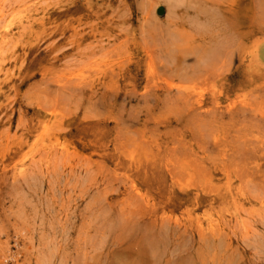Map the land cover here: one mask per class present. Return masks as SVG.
<instances>
[{
	"label": "rangeland",
	"instance_id": "374dc122",
	"mask_svg": "<svg viewBox=\"0 0 264 264\" xmlns=\"http://www.w3.org/2000/svg\"><path fill=\"white\" fill-rule=\"evenodd\" d=\"M197 1L0 0V264H264V0Z\"/></svg>",
	"mask_w": 264,
	"mask_h": 264
},
{
	"label": "bare ground",
	"instance_id": "6f19581e",
	"mask_svg": "<svg viewBox=\"0 0 264 264\" xmlns=\"http://www.w3.org/2000/svg\"><path fill=\"white\" fill-rule=\"evenodd\" d=\"M198 1H199V0H198ZM198 1H197V2H198ZM201 1H203V0H201ZM204 2H206V1H204ZM162 13H163V10H162ZM218 51H219V50H218ZM219 52H220V51H219ZM221 55H222V54H221ZM217 56H219V54H218ZM222 57H224V56H222ZM219 58H220V57H219ZM219 58H217L216 60H219ZM213 60H214V59H213ZM216 60H215V61H216ZM211 62H212V61H211ZM218 62H219V61H217V63H218ZM214 63H215V62H214ZM208 64H209V63H208ZM212 65H214L213 62H212ZM212 65H211V66H212ZM219 65H220V64H219ZM206 66H207V65H206ZM216 66H218V64H216ZM216 66L214 65L213 67H216Z\"/></svg>",
	"mask_w": 264,
	"mask_h": 264
},
{
	"label": "water",
	"instance_id": "95a60500",
	"mask_svg": "<svg viewBox=\"0 0 264 264\" xmlns=\"http://www.w3.org/2000/svg\"><path fill=\"white\" fill-rule=\"evenodd\" d=\"M162 8L161 7H159V9L156 11V13L158 14V15H161L162 14Z\"/></svg>",
	"mask_w": 264,
	"mask_h": 264
}]
</instances>
